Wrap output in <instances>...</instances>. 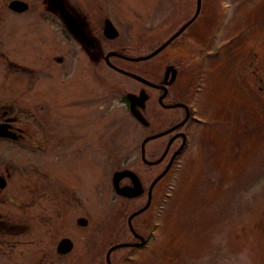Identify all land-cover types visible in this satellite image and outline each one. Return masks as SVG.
I'll list each match as a JSON object with an SVG mask.
<instances>
[{"label":"rangeland","instance_id":"rangeland-1","mask_svg":"<svg viewBox=\"0 0 264 264\" xmlns=\"http://www.w3.org/2000/svg\"><path fill=\"white\" fill-rule=\"evenodd\" d=\"M7 1L0 0V99L35 94L45 129L65 127L51 140H80L82 133L88 155L82 167L73 162L70 168L74 182L75 171L86 174L84 187L73 191L70 212L59 215V207L45 195L36 207L26 208L33 221L27 222L24 234L7 237L36 244L11 253L0 250V264H107V250L130 237L126 225L130 207L114 198L112 173L132 165L145 184L161 168L140 161L139 147L148 129L132 119L119 100L131 81L106 66L99 81L95 69L75 59L69 58L72 64L66 57L57 63L55 56L65 54L68 46L58 26L41 16L47 13L43 3L24 0L29 9L16 15L8 10ZM211 1L217 12L226 9L229 17L232 13L237 19L248 16L250 23H263L261 34L255 30L243 39H248V61L258 55L255 66L263 68L259 75L264 78V0ZM135 19L132 16L134 23ZM132 25L139 54L146 34ZM226 81L216 80V89L223 87L225 111L217 114L222 125L209 129L198 143L193 137L196 145L185 153L181 167L173 166L166 175L165 201L158 199L156 208L147 211V215L154 211L156 234L162 236L132 251L113 250L111 264H264V95L252 86L247 89L235 80ZM19 82L26 85L19 87ZM70 126L73 133L68 136ZM160 140L146 143V157L152 158L150 149ZM59 167L65 176V164ZM33 212L43 218L36 219ZM80 215L87 218L86 226L76 224ZM63 236L74 244L66 257L55 251Z\"/></svg>","mask_w":264,"mask_h":264},{"label":"flooded vegetation","instance_id":"flooded-vegetation-1","mask_svg":"<svg viewBox=\"0 0 264 264\" xmlns=\"http://www.w3.org/2000/svg\"><path fill=\"white\" fill-rule=\"evenodd\" d=\"M10 1L6 5L13 14H23L29 9L28 2L21 0L28 4V8L22 12L13 11L8 7ZM40 1L47 11L41 16L57 25L67 42L65 54L55 56L57 63H62L65 57L75 59L84 67L95 69L99 81L103 79L105 66L129 79L132 86L119 95V100L128 115L139 124L132 114V94L137 96L143 91L146 96L145 100L134 104L147 121L146 125L141 124L148 129L145 138L154 136L144 143V157L149 162L161 159L154 164L143 160L144 138L139 147L140 161L146 166L161 168L145 184L139 179L142 187L139 195H122L116 192L112 182L115 172L133 171L132 165L114 171L111 185L116 194L113 197L130 207L126 219L130 237L125 241L129 244L126 247L132 251L150 245L162 234L158 231V236L156 234L154 211L152 215H147V211L156 208L158 199L165 201L166 175L173 166L175 168L184 162L185 153L196 145L192 142L193 137L198 143L210 130L222 125L217 114L225 111L220 97L223 87L216 89V80L222 77L227 79L226 82L237 81L242 87L248 89L252 86L264 95V78L259 75V70L263 68L255 66L258 55H253V59L248 61V39H243L255 30L261 34L263 23H250L248 16L237 19L232 13L229 17L226 9L217 12L211 0H200L199 8L197 0L168 3L167 0ZM225 4L230 5L229 2ZM60 5H63L66 15H63ZM132 16L134 19L138 16L139 20L135 19L134 23ZM106 21L115 28L116 35L112 38L104 34ZM132 24L138 27L139 33L146 34L141 44L144 51L139 54L136 53ZM68 63L72 64L71 60ZM228 69L232 71L230 76ZM18 84L19 87L26 85ZM17 95L18 98L11 95L10 98L0 99V250L7 253L36 244L8 238L7 235L24 234L27 222L33 221L25 210L36 207L40 198L48 196L59 207V215L70 212L73 191L84 187L86 176L82 169L75 171L74 182L70 168L73 162L75 166L78 163L82 167L88 155V143L82 133L80 140L66 143L51 140L58 129L65 127L51 125L49 131L46 130L40 121L35 94L30 98L27 93ZM157 124L161 127L157 128ZM72 127L67 129L68 136L73 133ZM155 138L161 140L150 149L152 158H148L145 145ZM48 157L50 159H46ZM62 163L66 168L65 176L59 167ZM118 186L132 188V177H121ZM26 195L28 199H25ZM136 200L140 201L136 203ZM140 209L143 210L131 217L128 223V217ZM31 214L35 217L34 212ZM79 217L83 216H77L76 221ZM35 218L43 217L36 213ZM56 247L57 244L55 251ZM72 249L65 254L56 253L66 257Z\"/></svg>","mask_w":264,"mask_h":264},{"label":"water","instance_id":"water-1","mask_svg":"<svg viewBox=\"0 0 264 264\" xmlns=\"http://www.w3.org/2000/svg\"><path fill=\"white\" fill-rule=\"evenodd\" d=\"M197 2H198V8H199L200 0H197ZM8 7L11 10H13V11L22 12V11H25L28 8V4L25 3L24 1H21V0H12L8 4ZM60 8H61V11H62L63 15H66V12L64 10L63 5H60ZM107 22H109V21H106V23H105L104 34L106 36L112 38V37H114L116 35L115 28L110 22L109 23H107ZM137 59H139V58H137ZM134 77L138 78L139 80L145 81L144 79H142V78H140L138 76H134ZM127 96L130 97V95H127ZM145 98H146V96L144 95L143 91L140 93V95H137V96L132 94V102H133L132 103V114L143 125H146L147 121L142 116V114L137 109L134 108V104L145 100ZM152 137H154V136H152ZM152 137H146L144 139L143 143H142V158H143V160L146 163H149V164L157 163L161 159L160 158L159 160H157L155 162H149V161H146V159L144 157V143L147 140H149L150 138H152ZM125 175H130L132 177V181H133L132 188L119 187L118 186L119 179L121 177L125 176ZM112 182H113V186H114L116 192H118V193H120L122 195H125V196H128V197H132V196L139 195L142 192V187H141L140 181H139L137 175L133 171L124 170V171L115 172L114 175H113V178H112ZM143 209H140V210L136 211L135 213H132L128 217V223L130 222L131 217H133L135 214L140 213ZM76 222H77V224L79 226H86L88 220L85 217H79ZM127 245H129V244L120 243V244H115L112 247H110L108 249V251L106 252V255H105L107 264H111V262H110V253H111V251L113 249H116V248H119V247H125ZM72 247H73L72 240L70 238H68V237H64V238H61L59 240V242L57 243L56 251L58 253H60V254H65V253H68L72 249Z\"/></svg>","mask_w":264,"mask_h":264}]
</instances>
